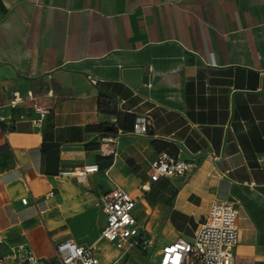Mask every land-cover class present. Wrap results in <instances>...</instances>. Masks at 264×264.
<instances>
[{
	"label": "crops",
	"instance_id": "0c3cea01",
	"mask_svg": "<svg viewBox=\"0 0 264 264\" xmlns=\"http://www.w3.org/2000/svg\"><path fill=\"white\" fill-rule=\"evenodd\" d=\"M117 113L148 117L149 133L88 130ZM163 151L196 166L150 184ZM90 164L84 179L64 174ZM115 184L139 216L158 192L167 242L234 203L235 264H264V0H0V264H20L21 245L52 258L65 239L96 243L95 203Z\"/></svg>",
	"mask_w": 264,
	"mask_h": 264
},
{
	"label": "built area",
	"instance_id": "2783aa9c",
	"mask_svg": "<svg viewBox=\"0 0 264 264\" xmlns=\"http://www.w3.org/2000/svg\"><path fill=\"white\" fill-rule=\"evenodd\" d=\"M47 96H54L53 91L50 90ZM28 97L33 101L37 98L32 92L28 93ZM18 100L20 98L16 96V100L12 103ZM52 108V106L47 108L33 106L34 112L41 115L44 111L49 113ZM20 118L26 119V116L21 115ZM40 120L35 119L34 122L38 123ZM134 131L142 135L148 134L149 118H138L134 124ZM214 159L218 160L220 157L214 156ZM195 166L194 162L163 151L151 165L150 184L171 178H186ZM99 170L98 164H90L64 174L84 179L88 173ZM105 173L108 175L107 170ZM142 189L148 190L149 187L144 185ZM28 203V197H24L22 204ZM138 204L137 197L115 184L113 188L101 194L95 203L106 217L105 225L96 243L81 245L71 238L65 239L56 245L55 255L52 258L38 257L31 249L21 245L10 255V258L20 264H102L98 248L101 241L113 244L121 253L120 258L125 257L131 249H146L152 241L149 239V230L142 222L141 215L136 213ZM239 240L236 205L228 201H217L203 216L192 238L180 237L158 248L159 258L156 264H235V250Z\"/></svg>",
	"mask_w": 264,
	"mask_h": 264
},
{
	"label": "rangeland",
	"instance_id": "374dc122",
	"mask_svg": "<svg viewBox=\"0 0 264 264\" xmlns=\"http://www.w3.org/2000/svg\"><path fill=\"white\" fill-rule=\"evenodd\" d=\"M161 186H163L164 191L169 190L173 194L178 185H162L161 183L156 185L157 188ZM156 195H158V192L156 194V191L152 187L148 194L145 193L142 195V198L148 202V205L145 202H140L142 222L149 230V239L152 243L146 249H131L125 257L123 256L120 259L119 264H156L159 258L158 248L167 242L170 233V229L165 222V212L154 207L153 200L157 197ZM99 254L102 255L101 259L104 261L103 264H111L114 262L115 256H120L121 253L113 249L111 245L108 247L106 242H103Z\"/></svg>",
	"mask_w": 264,
	"mask_h": 264
},
{
	"label": "trees",
	"instance_id": "16d2710c",
	"mask_svg": "<svg viewBox=\"0 0 264 264\" xmlns=\"http://www.w3.org/2000/svg\"><path fill=\"white\" fill-rule=\"evenodd\" d=\"M136 120V115L130 113H117V120L115 123H104L91 126L88 127V130L104 134H116L119 129L126 131H134V124Z\"/></svg>",
	"mask_w": 264,
	"mask_h": 264
},
{
	"label": "water",
	"instance_id": "95a60500",
	"mask_svg": "<svg viewBox=\"0 0 264 264\" xmlns=\"http://www.w3.org/2000/svg\"><path fill=\"white\" fill-rule=\"evenodd\" d=\"M144 80H147V78H146V77H144Z\"/></svg>",
	"mask_w": 264,
	"mask_h": 264
}]
</instances>
